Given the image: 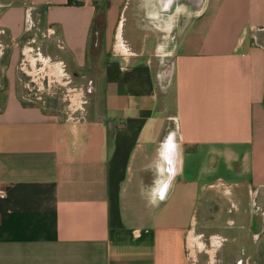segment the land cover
I'll return each mask as SVG.
<instances>
[{
  "label": "crops",
  "instance_id": "0c3cea01",
  "mask_svg": "<svg viewBox=\"0 0 264 264\" xmlns=\"http://www.w3.org/2000/svg\"><path fill=\"white\" fill-rule=\"evenodd\" d=\"M29 1L31 33L53 26L57 57L89 75L87 101L71 111L65 93L48 105L26 94L12 53L0 87V264L203 262L195 230L219 223L208 200L229 189L224 181L253 195L264 189V47L254 36L264 30V0H147L157 1L152 17L199 5L167 47L164 70L144 21L130 16L124 31L125 0ZM47 4L44 24L37 7ZM15 14L5 11L0 29ZM210 237L221 249L225 238ZM226 241L222 264L234 258Z\"/></svg>",
  "mask_w": 264,
  "mask_h": 264
},
{
  "label": "rangeland",
  "instance_id": "374dc122",
  "mask_svg": "<svg viewBox=\"0 0 264 264\" xmlns=\"http://www.w3.org/2000/svg\"><path fill=\"white\" fill-rule=\"evenodd\" d=\"M125 1L126 3L123 9V13L125 12V22L123 23V25H125L124 31L128 30V33H131L129 29L131 23L130 16H135V18L144 21V29L148 32H153L157 39L159 37L160 45H162L159 49L160 53H162L158 56L160 59L159 63L163 70L164 67L168 68L167 65L170 63H168V61H170L171 55L166 49L170 45V49H172L180 30L187 23L189 15L191 16V14L198 9L199 5H190L187 10L183 7H180L179 9L177 8L176 10L178 12H176L172 20H169V18H167L168 16L164 15L152 17V15L155 14V7L153 4L157 1ZM5 2H9V5L2 8V5ZM195 2L200 3V1ZM31 3L32 2L29 0H0V17L5 11L10 9H15L16 13L14 15L15 24L13 23L14 25L12 26L5 25L2 27L5 32L0 29V87L6 82L7 63L9 62L12 53L19 51L21 58L16 69V76L19 80H23L24 82L27 81V88H23L21 85L22 90L24 89L27 92H25L26 94L32 97H37L39 99L38 101L42 104L47 103L48 105V100L56 101V99H61L63 94L66 93V90L72 89L73 87H82L84 90V92L81 90L82 95L78 92L75 96L79 97L81 95L79 100H84L85 102H82L84 105L87 101L85 81L89 79V75L84 71L75 72L73 68L64 65L62 61H60L57 57L58 45H60V43L58 42L56 35H48L46 32L48 27H45L46 25L43 26L41 23L40 25L36 24L35 26H38L40 30L44 31L31 33L32 31L30 30L32 29L29 30L31 22L27 21V15L25 16L24 12L26 7L29 8V6H31ZM49 7L50 4H47L44 8L37 7V10L42 14L41 18L42 20L44 19L42 21L44 24L46 20L45 14ZM101 12L102 11L100 10L97 13L102 14L103 12ZM112 14L113 16L117 15L114 12ZM151 21H153V23ZM1 26L2 25H0V27ZM33 28L37 31V27ZM141 31L140 35L143 34V28ZM14 32L21 33L19 40H21V38L23 39L21 41L18 40V43H16L17 45L15 44L16 46L13 48L12 42L14 43V40L11 35L14 34ZM254 36L258 41L263 43L261 45L264 47V30L258 33L257 36L254 33ZM31 40L34 41L32 42ZM92 48L91 33L90 49ZM23 49L24 53L22 52ZM25 51H27L26 53H28V56L25 54ZM31 59H33V61H31ZM24 71L30 74H25ZM31 73H33L34 77L31 76ZM31 79H33V81H31ZM88 82L90 83V80ZM20 84L21 81L19 85ZM224 183L226 185H231L228 187L229 189L215 192L216 198L214 199V202H212L213 198L208 200V205L212 212L210 215H212L219 223L210 222L211 224H209L208 229L204 226V229L199 227L195 230L194 236L199 238V241L203 242V245L198 243L199 248L204 251V255L202 254V259H204V261L201 262L199 259L197 264H222L223 260L221 259L223 253L226 254L227 252V238H230L231 242H234L235 248L233 244L230 246V249L234 248L229 252L234 258L230 259L233 260L232 262H229V259L227 258L226 264H233V262L238 264L239 259L241 260V264H264V189L258 188L257 193L253 195V193L246 190L245 186L238 187V184H235L236 182L234 181H224ZM215 194L214 192H210V197L215 196ZM146 201L147 198L140 197V199H138V202L142 207L145 205ZM205 207L206 205L204 204V213L206 212ZM229 220L232 221L229 222ZM207 222H209V219ZM214 233L225 238L221 249L215 248L216 245H211L210 236ZM256 233L259 238L255 237ZM212 239L214 244L218 240L217 236H214ZM194 243H196V240Z\"/></svg>",
  "mask_w": 264,
  "mask_h": 264
},
{
  "label": "trees",
  "instance_id": "16d2710c",
  "mask_svg": "<svg viewBox=\"0 0 264 264\" xmlns=\"http://www.w3.org/2000/svg\"><path fill=\"white\" fill-rule=\"evenodd\" d=\"M67 3L73 4L75 3V1L67 0ZM103 26H104V14L97 13L95 15L93 25H92V46L93 48L91 50L94 53H97L100 48L99 45H100V38H101V32H102Z\"/></svg>",
  "mask_w": 264,
  "mask_h": 264
},
{
  "label": "built area",
  "instance_id": "2783aa9c",
  "mask_svg": "<svg viewBox=\"0 0 264 264\" xmlns=\"http://www.w3.org/2000/svg\"><path fill=\"white\" fill-rule=\"evenodd\" d=\"M48 35H50L49 33H54V27L52 26V28H48L47 31ZM69 91H66V93L64 94L65 96V100L67 101L68 107L70 108V110L72 111L73 109H78L79 107H81L82 102H85L84 100H78L77 101H73V97L76 95L77 91L76 88H72V89H68ZM81 90V88H79V91ZM82 95V93H80ZM76 100V99H75ZM5 196V190L3 188H0V198Z\"/></svg>",
  "mask_w": 264,
  "mask_h": 264
},
{
  "label": "bare ground",
  "instance_id": "6f19581e",
  "mask_svg": "<svg viewBox=\"0 0 264 264\" xmlns=\"http://www.w3.org/2000/svg\"><path fill=\"white\" fill-rule=\"evenodd\" d=\"M165 1V0H164ZM170 1V0H169ZM152 4V3H151ZM153 5H155V4H153ZM166 5V4H165ZM167 7V6H166ZM181 7V6H180ZM170 8V7H169ZM185 9V8H184ZM187 9V8H186ZM29 11H27V16H28V22L30 21L29 20ZM162 14V13H161ZM150 15V14H149ZM155 15V14H154ZM166 15V14H165ZM184 17H185V15H184ZM186 18V17H185ZM177 19V18H176ZM167 20V19H166ZM165 20V21H166ZM169 20H172V15H170V17H169ZM157 25V24H156ZM171 37H173V36H171ZM166 46V45H165ZM176 120V119H175ZM175 122V121H174ZM174 126H176V125H174ZM178 129V128H177ZM173 131H174V129H173ZM164 146V145H163ZM163 154V153H162ZM163 156V155H162ZM167 160V159H166ZM164 161V160H163ZM166 162V161H165ZM162 163V162H161ZM164 164V163H163ZM158 165V164H157ZM161 165V164H160ZM159 166V165H158ZM164 167V166H163ZM159 171V170H158ZM156 174V173H155ZM161 175V174H160ZM164 178V177H163ZM166 182V181H165ZM167 183V182H166ZM160 184V183H159ZM155 186V185H154ZM158 190H160V189H158ZM162 190V189H161ZM156 198V197H155Z\"/></svg>",
  "mask_w": 264,
  "mask_h": 264
},
{
  "label": "flooded vegetation",
  "instance_id": "af4514ba",
  "mask_svg": "<svg viewBox=\"0 0 264 264\" xmlns=\"http://www.w3.org/2000/svg\"><path fill=\"white\" fill-rule=\"evenodd\" d=\"M238 264H241V260H239Z\"/></svg>",
  "mask_w": 264,
  "mask_h": 264
}]
</instances>
